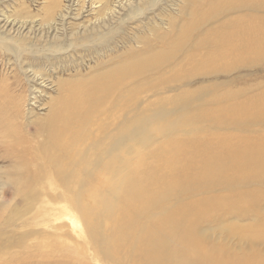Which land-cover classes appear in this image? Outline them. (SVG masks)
I'll return each instance as SVG.
<instances>
[{
  "label": "bare ground",
  "instance_id": "bare-ground-1",
  "mask_svg": "<svg viewBox=\"0 0 264 264\" xmlns=\"http://www.w3.org/2000/svg\"><path fill=\"white\" fill-rule=\"evenodd\" d=\"M158 1H89L93 24H82L70 36L102 41L116 29L110 25L115 19L123 22V10L125 16L140 17ZM61 2L47 1L46 18L57 14L64 20ZM185 2L176 14L140 20L152 26L153 38L132 33L122 56L109 47L111 55L96 62L94 72L58 76L56 98L35 123L34 139L15 123L21 110L12 98L8 113L0 101V116L8 114L1 128L11 141L13 183L30 205L44 186L60 189L105 264H264V91L248 98L252 107L238 105L232 92L219 99L230 100L225 112L231 131L259 127L258 135L234 132L239 147L229 149L216 135L217 126L192 125L203 120L204 114L193 116L190 106L201 99L194 94L205 85L189 88L192 79L210 81L261 61L264 0ZM27 17H13L10 28L24 27ZM18 33L0 32V48L15 57L33 53L27 35ZM56 36L50 52L59 55L66 48ZM108 61L112 66H103ZM29 67L33 80L40 77L46 84L37 67ZM224 85L210 81L207 86ZM169 91L174 94L165 97ZM211 226L232 236L234 246L212 241ZM19 237L0 239V264H86L82 251L45 241L28 245L27 255L10 253Z\"/></svg>",
  "mask_w": 264,
  "mask_h": 264
},
{
  "label": "rangeland",
  "instance_id": "rangeland-1",
  "mask_svg": "<svg viewBox=\"0 0 264 264\" xmlns=\"http://www.w3.org/2000/svg\"><path fill=\"white\" fill-rule=\"evenodd\" d=\"M47 1L48 0H0V32L5 33L9 31L13 34L22 31V35L20 36L27 35L26 37H28L31 43L29 47L34 49L33 53L24 51L19 57H15L10 51L0 48V90L4 94L1 96L2 92L0 91V101L5 104L4 108L6 113H8L9 108L7 103L10 100L8 96L12 98L14 103H16L15 105L18 107V111L21 110L19 112L20 116L18 118L16 117L14 121L18 128L26 133L25 136L31 139L35 137V123L38 122V119L41 120V118L47 114L49 104L52 103L50 101L56 98L55 89L57 88L56 81L58 78H64V76L65 78H71L77 73H92L96 69H99L96 62L98 63L101 59L107 60L112 52L114 54L119 53V55L122 56L125 51H127L128 45L126 44V39H130L132 33L138 37L153 38V36L148 33L152 26L144 27L140 20L145 21L147 20L146 18L152 15H154V19H159L162 14H176V11L179 10L183 4H186L185 0H160L152 9H146L140 17L125 16V10H123L120 14L122 19L124 18L123 22L119 19H115L110 25L115 26L116 29H114L107 38L99 42L98 40H93L94 42H91L88 41V37L79 40L71 37L70 33L77 30L78 27H82V24L84 26L93 24L91 22L94 21L95 16L93 15L95 13L90 9L89 4V1L92 0H85V2L84 0H62L61 4L66 5V17L62 21L59 20L60 18L57 17V14L50 19L46 18L47 15L44 6ZM170 3H173V5H171L173 9L168 5ZM22 13L24 14L22 15ZM26 14L30 17L26 19L31 20H28L27 25L25 24V26L22 27L23 29L21 27L16 28L18 27V23H15L12 29L10 28L12 25L10 23L14 21V18H24ZM5 20L7 22L3 26ZM15 22H17V20H15ZM54 34L59 36H56V39L60 40L62 45L66 48H63V51H61L59 55L50 52V49H52V42L54 41ZM70 40L73 44L68 46ZM109 47H113L112 52L109 50ZM135 49L139 50V47H134V50ZM23 60L26 63L21 62ZM260 60L261 61L257 63L248 65V67L245 66L229 74L217 75V78L209 79L211 82L214 81L216 83L227 82V85H224V87L207 86L210 84V81H207V79H200L201 77L191 80L189 88H195L200 84L205 85L204 90L200 91L198 94H194V96L198 95L201 99L191 102L192 105L190 106L192 108L190 112H193V116H197L199 113L204 114V116L200 118L203 120L197 124L192 123V125L205 128L217 126L215 130L216 135L224 137V144L229 149H236L239 147L234 132L241 136H248V133L251 135H258L259 127H252L248 133L231 131L230 128H232L233 125L231 124V119L227 118L228 114L225 112V109L230 107V100L219 99L226 95L225 92H232L231 94L236 95V98L233 100L238 105L245 104L252 107L248 98L264 91V56ZM113 63L108 61L107 63L105 62L103 66H112ZM29 64L37 67L39 73H42V79H45L44 82L46 84L42 83L40 77L33 80ZM166 94L167 95H164L165 97L172 96L174 91H169ZM141 96L142 95H140V97ZM13 98H16L20 102H17V100ZM143 105L146 104L144 103ZM165 105H168V108H172V104L166 103ZM259 106L261 105H256L254 107L256 108ZM146 109L152 110V107H147ZM10 110L12 109L10 108ZM188 114L189 112L186 115L188 116ZM4 120H6V122L8 121V114L0 116V239L8 240L15 235L20 236L17 239L20 241L11 247L10 253L27 255L28 245L45 241L52 244H60L58 247L65 246L66 249H70L71 251H82V260L86 264H105L106 261L98 254V251L92 246L89 239L84 236L80 223L73 219V214L80 218L79 212L73 208L68 201L63 199L60 189H52L49 186H44L42 190L37 187L36 189L42 190V193H39L33 205L25 201V193L13 183L14 175L12 173L14 172L15 161L14 156L8 154L10 152L8 150V146L11 143L10 137L7 135V132H4L1 128V122ZM219 121H221V123H219ZM220 126H225V128ZM52 195L54 197H52ZM67 202L72 211L68 209ZM63 209H68L69 211ZM15 216L19 217L15 218V221L13 219V222H2L10 217L14 218ZM211 227L213 228V226ZM219 231V228L208 230V233L211 234V240L217 241L220 244H225L227 242L230 246H234L233 237L229 236L227 232ZM58 252L61 253V251Z\"/></svg>",
  "mask_w": 264,
  "mask_h": 264
}]
</instances>
